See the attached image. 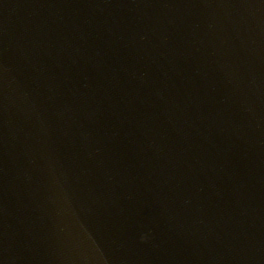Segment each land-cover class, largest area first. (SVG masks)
I'll return each instance as SVG.
<instances>
[{"label":"water","instance_id":"obj_1","mask_svg":"<svg viewBox=\"0 0 264 264\" xmlns=\"http://www.w3.org/2000/svg\"><path fill=\"white\" fill-rule=\"evenodd\" d=\"M0 264H264V0H0Z\"/></svg>","mask_w":264,"mask_h":264}]
</instances>
